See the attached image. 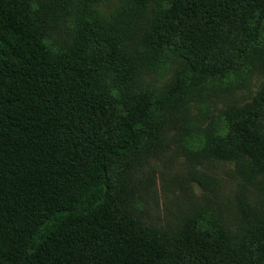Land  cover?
Listing matches in <instances>:
<instances>
[{
	"label": "trees",
	"instance_id": "16d2710c",
	"mask_svg": "<svg viewBox=\"0 0 264 264\" xmlns=\"http://www.w3.org/2000/svg\"><path fill=\"white\" fill-rule=\"evenodd\" d=\"M100 2L0 0V264H264L255 188L239 187L233 226L214 209L163 229L119 179L150 118L241 71L236 88L253 73L259 88L204 157L264 184V0ZM157 60L173 74L147 92Z\"/></svg>",
	"mask_w": 264,
	"mask_h": 264
},
{
	"label": "rangeland",
	"instance_id": "374dc122",
	"mask_svg": "<svg viewBox=\"0 0 264 264\" xmlns=\"http://www.w3.org/2000/svg\"><path fill=\"white\" fill-rule=\"evenodd\" d=\"M120 2L101 0L100 4L107 10ZM142 63L145 67L146 59ZM171 66L170 61L162 64L157 60L144 73L142 84L147 92L163 87L173 74ZM241 79L243 74L237 71L209 80L204 84L209 95L199 94L201 89L192 86L143 125L145 143L133 159L134 166L121 172L119 179L132 206L157 218L163 229L167 219L174 223L187 215L214 218V209L233 226L239 216L236 196L239 187H245L242 185L255 188L260 196L256 203L264 202V184L257 188L246 182L233 162L204 157L208 154L204 139L224 130L223 111L230 105L249 102L262 76L253 73L246 87L236 88Z\"/></svg>",
	"mask_w": 264,
	"mask_h": 264
}]
</instances>
